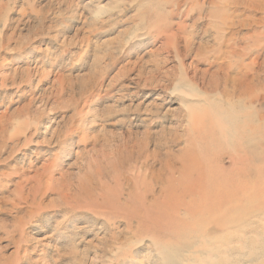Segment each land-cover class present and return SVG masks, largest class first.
I'll use <instances>...</instances> for the list:
<instances>
[{"label": "rangeland", "instance_id": "1", "mask_svg": "<svg viewBox=\"0 0 264 264\" xmlns=\"http://www.w3.org/2000/svg\"><path fill=\"white\" fill-rule=\"evenodd\" d=\"M247 82L264 0H0V264H163L211 219L198 166L261 203Z\"/></svg>", "mask_w": 264, "mask_h": 264}, {"label": "bare ground", "instance_id": "2", "mask_svg": "<svg viewBox=\"0 0 264 264\" xmlns=\"http://www.w3.org/2000/svg\"><path fill=\"white\" fill-rule=\"evenodd\" d=\"M247 84L240 97L251 107L254 101L259 103L264 100V87L251 82ZM256 113L259 114L258 111ZM258 119L255 121L264 123L263 118ZM260 130L261 127L257 126V131ZM182 180L189 183L187 195L195 201H201V206L207 210L211 219L202 220L201 225L192 229L181 244L171 243L170 253H163V264H264V234H258L260 239L256 242L248 237L255 233L249 234L254 224H264V192L260 193L261 203L257 201L254 207L250 202L252 196L244 197L252 190L248 184L241 186L234 179H213L211 171L199 166L187 171ZM239 201L243 204L242 207L237 205ZM203 222L206 223L203 224L205 228ZM217 240H222L223 244H215Z\"/></svg>", "mask_w": 264, "mask_h": 264}]
</instances>
